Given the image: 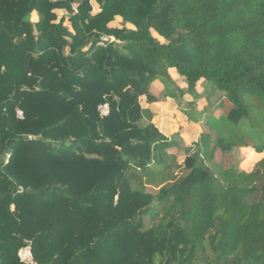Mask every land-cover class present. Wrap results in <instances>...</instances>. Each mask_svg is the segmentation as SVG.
I'll return each mask as SVG.
<instances>
[{
  "label": "trees",
  "instance_id": "obj_1",
  "mask_svg": "<svg viewBox=\"0 0 264 264\" xmlns=\"http://www.w3.org/2000/svg\"><path fill=\"white\" fill-rule=\"evenodd\" d=\"M93 1L0 0V264H264V0Z\"/></svg>",
  "mask_w": 264,
  "mask_h": 264
},
{
  "label": "rangeland",
  "instance_id": "obj_2",
  "mask_svg": "<svg viewBox=\"0 0 264 264\" xmlns=\"http://www.w3.org/2000/svg\"><path fill=\"white\" fill-rule=\"evenodd\" d=\"M92 10L91 15H94L99 12L98 5L92 0L90 4ZM54 13L56 14L57 20L64 18V26L69 30L72 31L71 24L66 18L68 15L64 10H55ZM72 13H76V5L72 6ZM32 20H36V16L33 14ZM110 28H129L132 29L133 27L129 23H124L120 17H115L112 22L109 23ZM151 36L153 39L160 43H165V40L160 37L154 30H150ZM173 76V75H172ZM175 80V84L177 87H183L180 79L173 76ZM152 95L156 96V101L149 105L146 101L145 97L139 98V104L141 107H149V109L153 113V124L156 129L164 136L170 137L174 133H179L180 135V145L187 146L190 143L194 142L197 139V136L200 132L198 126L189 123L184 116H182L178 110L176 109V104L174 101L164 98L162 87L158 82H154L153 86L151 87ZM159 92V93H158ZM198 92H201V88L198 87ZM184 99H188L186 96ZM184 100H181L183 103ZM200 105H203V102H199ZM98 110V108H97ZM18 116V115H17ZM19 118L22 117L18 116ZM252 154L253 158H249V154ZM233 154L239 163V167L241 170L245 172H250L255 163L258 162L260 159L264 157L262 154H256L255 152L248 150V149H235ZM163 182L160 179V184ZM23 251V249L21 250ZM24 262L32 264V257L30 255Z\"/></svg>",
  "mask_w": 264,
  "mask_h": 264
},
{
  "label": "built area",
  "instance_id": "obj_3",
  "mask_svg": "<svg viewBox=\"0 0 264 264\" xmlns=\"http://www.w3.org/2000/svg\"><path fill=\"white\" fill-rule=\"evenodd\" d=\"M92 3V0H90V4ZM98 111L100 113L101 116H106L108 115V106L107 105H100L98 106ZM20 112H17V115L20 116ZM18 256L20 258L21 261H25L27 258L30 257V251L29 249H23V251H19Z\"/></svg>",
  "mask_w": 264,
  "mask_h": 264
},
{
  "label": "clouds",
  "instance_id": "obj_4",
  "mask_svg": "<svg viewBox=\"0 0 264 264\" xmlns=\"http://www.w3.org/2000/svg\"><path fill=\"white\" fill-rule=\"evenodd\" d=\"M262 155H264V154H262ZM249 158H250V159H252V158H253V156H252V154H251V153L249 154Z\"/></svg>",
  "mask_w": 264,
  "mask_h": 264
},
{
  "label": "crops",
  "instance_id": "obj_5",
  "mask_svg": "<svg viewBox=\"0 0 264 264\" xmlns=\"http://www.w3.org/2000/svg\"><path fill=\"white\" fill-rule=\"evenodd\" d=\"M249 150V149H248Z\"/></svg>",
  "mask_w": 264,
  "mask_h": 264
}]
</instances>
